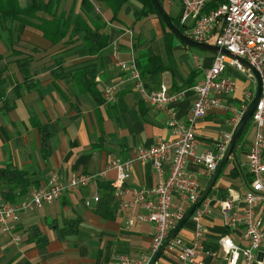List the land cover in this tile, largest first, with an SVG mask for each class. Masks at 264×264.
<instances>
[{
    "label": "crops",
    "instance_id": "crops-1",
    "mask_svg": "<svg viewBox=\"0 0 264 264\" xmlns=\"http://www.w3.org/2000/svg\"><path fill=\"white\" fill-rule=\"evenodd\" d=\"M17 1L21 9L31 12L36 6L37 12L14 21L3 19L0 12V197L11 192L12 200L22 201L52 172L65 179L73 173L98 174L112 157L132 159L139 146L150 147L158 137L174 138L170 114L136 89L135 80L118 64L117 50L123 60L130 58L132 50L137 57L146 52L160 58L165 69L159 85L147 88L148 92L159 93L162 86L170 95L185 91L182 99L166 105L177 121L188 123L195 100L193 86L205 77L215 52L183 42L159 13H145L138 0L127 6L128 0L116 13L111 0ZM142 16L150 18L155 34L139 21ZM43 21H53L67 33L54 35L53 41L39 28ZM88 29L95 32L93 36ZM226 72L236 79L238 91L222 98L239 106L245 91L254 90L256 82L234 66L229 65ZM120 80L115 98L107 101L104 89ZM232 117L231 109H212L197 120V152L217 151L221 136L235 127ZM247 142L242 149L241 144L237 146V157L230 158L207 197L214 208L203 222V244L205 249L217 251L219 258L205 253V264H226L219 244L225 234L242 242L241 232L227 225L218 202L229 197L232 189L239 196L237 206H244L247 177L251 179L246 168ZM239 163L241 168H237ZM187 166L197 172L203 169L191 159ZM234 167L235 175L231 174ZM5 170L23 172L24 183L16 174L5 175ZM116 177V170L111 169L87 186L68 190L59 201L23 211L17 227L21 242L0 231V263L122 264L120 256L139 258L148 253L152 223L139 221L136 215L146 210L129 204L132 190L157 185V171L150 161H135L121 191L114 184ZM210 178L202 176L203 185ZM68 221L76 222L72 225L75 231L65 230ZM34 226L46 243L39 245L30 238ZM179 234L191 239L193 221ZM159 261L182 264L176 255L166 252Z\"/></svg>",
    "mask_w": 264,
    "mask_h": 264
},
{
    "label": "built area",
    "instance_id": "built-area-1",
    "mask_svg": "<svg viewBox=\"0 0 264 264\" xmlns=\"http://www.w3.org/2000/svg\"><path fill=\"white\" fill-rule=\"evenodd\" d=\"M180 1L178 22L187 36L198 41L215 43L233 54L244 57L261 76L262 95L251 118L254 139L246 152V167L251 180L243 195L244 206H237L239 196L233 194L232 189L229 197L220 200L218 204L227 225L239 230L242 237V242L236 241L229 234L219 239L220 247L226 256V264H264V0ZM129 33L132 35L131 31ZM114 55L119 66L128 71L129 77L135 80L136 89L146 93L149 100L165 108L170 114L168 123L173 129L174 138L158 137L150 147L139 146L132 159L122 161L119 157H112L107 168L98 174L73 173L65 179L59 172H52L44 184L35 187L22 201L11 202L0 197V231L12 241L19 243L23 240L17 229L23 211L59 201L68 190L87 186L91 180L106 175L111 169L117 172L114 184L121 191L131 174L134 162L150 161L157 171L158 183L150 189L141 187L132 190L133 198L129 205L146 210V213H140L136 218L152 223V245L150 251L139 258L119 257L122 264H150L165 238L199 198L205 187L201 177L212 176L231 139V132L224 133L217 143V151L197 152V120L212 109H231L232 121L236 125L255 95L256 86L254 90L245 91V100L239 106L230 105L222 98L238 91L236 79L227 75L229 65L246 73L255 82L256 79L238 60L216 53L205 77L193 86L195 100L189 121L187 124L181 123L175 119L173 109L166 104L182 99L185 91L170 95L168 89L162 86L159 93L148 92L135 51L132 50L128 60H123L118 50ZM120 84L121 80L104 89L107 101L115 98ZM190 159L202 166V171L188 169ZM95 199L99 200L98 192ZM213 208L212 200L206 198L190 217L194 223L193 237L186 239L178 233L166 245L163 253L176 255L182 264H205V253L213 259L219 258L217 251L205 249L203 244V222ZM129 222L132 224L135 221L131 219Z\"/></svg>",
    "mask_w": 264,
    "mask_h": 264
},
{
    "label": "water",
    "instance_id": "water-1",
    "mask_svg": "<svg viewBox=\"0 0 264 264\" xmlns=\"http://www.w3.org/2000/svg\"><path fill=\"white\" fill-rule=\"evenodd\" d=\"M159 15L163 18L167 26L170 28V30L178 36L183 42L202 49H207L215 53H222L230 58L236 59L239 62H241L255 77L256 79V91L255 95L253 96L252 100L250 101L247 109L244 111L243 115L239 119V121L236 123L231 139L219 161V164L212 174L211 178L205 185L202 193L200 194L199 198L196 200V202L188 209V211L185 213L183 218L177 223V225L172 229V231L169 233V235L165 238L163 243L158 248L157 252L155 253L152 261L150 264H157L160 260L161 255L163 254L166 245L172 240L174 236H176L180 230L183 228V226L190 220V217L194 210L209 196L212 188L215 186L219 176L221 175L222 171L224 170L226 164L229 162L230 158L232 156L236 157L237 155V145L242 137V134L244 130L246 129L247 125L249 124L252 115L258 105V102L262 95L263 85L260 73L258 70L244 57L236 55L231 53L229 50L225 48L219 47L217 44L208 42V41H198L193 38H190L187 36L183 31L181 24L179 22H175L173 18L165 11L163 8L160 0H153Z\"/></svg>",
    "mask_w": 264,
    "mask_h": 264
},
{
    "label": "trees",
    "instance_id": "trees-1",
    "mask_svg": "<svg viewBox=\"0 0 264 264\" xmlns=\"http://www.w3.org/2000/svg\"><path fill=\"white\" fill-rule=\"evenodd\" d=\"M111 1L113 4L114 12L116 13L119 11L120 7H122L123 4L125 2H127L128 0H111ZM138 1H140L142 3V5H143L142 9L145 13L155 12L158 14L157 7H156L153 0H138ZM36 9H37V7L33 6L31 12H28V11L21 9L17 0H0V12L2 14V18L5 20H9V21H14L16 19L21 20V19H23L22 15L28 16L32 12L36 13L37 12ZM175 22H178V20H176ZM39 28L43 31V33L46 37H48L49 39H51L53 41H55L56 35L60 34L61 36H64V34L67 33L65 27L61 28V26L59 27L53 21H45V22L43 21V23H41V25H39ZM88 31L91 33L92 36L95 33V32H91L90 29H88ZM102 45H104V43H100V46H102ZM137 63H138V66L140 68L141 75H142V78L145 82L146 87L148 89H152L155 86L159 85L160 74L165 69L160 58L156 55H149L146 52H140L139 56L137 57ZM244 133H245V130L242 134L241 139L243 138ZM241 139H240L237 146H239ZM236 157H237V155H236ZM230 162H231V160H229V162L226 164L224 170L228 167ZM239 165H240V163H239ZM237 168H241V165H240V167L237 165ZM234 169H235V167L233 168V171H231V174H233V175L236 174V171H234ZM3 172L5 173V175L7 174L9 176L16 174L15 178L19 182L24 183L23 172L17 171V170H15L14 172L5 170ZM2 176L3 175L0 176V180L2 179ZM247 180L250 181L251 179H249L247 177ZM10 194H12V193L11 192L6 193L4 198L9 199L11 202H16L15 200H12L10 198ZM68 224L69 225L65 228V230L69 231V232L75 231V227H72V225L75 226L76 222L75 221H68ZM29 236L31 239H36L37 243L39 245L44 244L47 241L46 237L44 235H42V233L40 232V230L37 226H34L30 229Z\"/></svg>",
    "mask_w": 264,
    "mask_h": 264
},
{
    "label": "rangeland",
    "instance_id": "rangeland-1",
    "mask_svg": "<svg viewBox=\"0 0 264 264\" xmlns=\"http://www.w3.org/2000/svg\"><path fill=\"white\" fill-rule=\"evenodd\" d=\"M133 2H135V1L131 0L130 2L127 3V6H133V4H134ZM160 2L162 4L163 8L165 9V11L173 18V20L176 21L178 19L179 13L181 11V1L180 0H160ZM141 9H138V10H141ZM139 21H141V23H143V24H146L147 29L153 30L150 32L151 34H155L154 26L150 25V18H146L145 16H142ZM137 28L140 30V27L137 26ZM139 41H140V43H143L145 41V38L143 36H141ZM253 137H254V126H253L252 120H250L249 124L247 125V127L245 129V133L243 135V138L241 139V142H240L241 148L240 149H242V147H243L242 145L247 140H248V142L246 144H249L252 141L251 139Z\"/></svg>",
    "mask_w": 264,
    "mask_h": 264
}]
</instances>
